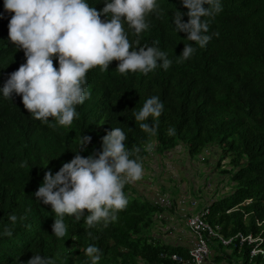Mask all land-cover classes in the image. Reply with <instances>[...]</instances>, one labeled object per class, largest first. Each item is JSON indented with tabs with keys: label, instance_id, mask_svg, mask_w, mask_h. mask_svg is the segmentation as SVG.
I'll use <instances>...</instances> for the list:
<instances>
[{
	"label": "trees",
	"instance_id": "trees-1",
	"mask_svg": "<svg viewBox=\"0 0 264 264\" xmlns=\"http://www.w3.org/2000/svg\"><path fill=\"white\" fill-rule=\"evenodd\" d=\"M86 2L98 11L105 6V0ZM156 2L159 15L146 16L148 29L137 36L126 23L124 27L133 50L156 46L168 54L171 66L165 70L158 62L147 75L121 74L116 68L119 61L113 60L106 71L90 69L86 74L90 97L76 106L78 116L70 126H60L53 118L47 123L34 119L20 95L3 96L10 73L26 57L8 37L14 13L6 11L0 0V264H27L34 254L52 257L57 264H90L84 252L90 244L100 249L98 264H169V255L187 254L144 234L162 207L131 195L134 183L125 185L128 204L107 227L101 222L86 231L84 217L90 213L85 209L79 221L64 216V238L53 234L56 214L34 195L44 173L55 174L77 152L87 157L102 151V137L116 127L126 133L130 158L142 165L153 154L175 152L178 147L186 148L190 158L208 151L219 166L231 153V167L223 173L231 177L234 188L211 202L209 220L227 237L243 232L264 239V0H219L222 11L202 17L209 25L206 34L212 37L204 48L175 30L177 11L183 22L189 19L182 0ZM155 41L159 43L154 45ZM185 44L196 51L181 62ZM53 62L58 68L56 57ZM153 96L159 97L164 109L158 120L146 121L156 123V134L150 135L140 129L133 111ZM170 127L174 136L167 135ZM83 136L91 141L80 147ZM149 143L152 151L146 150ZM10 215H16L15 223ZM5 229L12 235H5ZM252 247L230 246L245 264H264L262 254L251 260ZM260 247L264 249V240Z\"/></svg>",
	"mask_w": 264,
	"mask_h": 264
},
{
	"label": "clouds",
	"instance_id": "clouds-1",
	"mask_svg": "<svg viewBox=\"0 0 264 264\" xmlns=\"http://www.w3.org/2000/svg\"><path fill=\"white\" fill-rule=\"evenodd\" d=\"M182 4L188 9L189 19L183 22L182 13L177 11L173 18L175 30L187 33L188 41L204 48L212 37L206 34L209 25L202 17L215 16L222 6L219 0H182ZM158 7L156 0H105L99 11L86 0H4L5 10L14 13L8 37L23 49L26 62L10 73L3 96L11 99L13 93L20 95L25 109L36 120L47 123L53 118L60 126H70L78 116L76 106L90 97L86 80L90 69L106 71L113 60L119 61L116 68L121 74L139 71L147 75L158 62L165 70L171 66L168 54L156 46L133 50L124 27L126 23L139 36L149 27L146 16L153 12L159 15ZM102 15L108 18L102 20ZM195 51L192 44H185L180 61L189 59ZM53 57L58 59V68ZM163 109L159 97L153 96L139 111H133V116L143 132L155 135L156 123L146 121L149 117L158 120ZM167 135L174 136L175 129L170 127ZM126 139L121 128H112L102 137V151L87 157L77 152L55 174L51 170L44 173L43 183L34 195L43 204L51 205L56 214L52 232L57 238L67 234L66 214L79 221L87 209L90 214L84 217L86 231L101 222L107 227L118 219L117 213L128 204L125 185L143 176L141 162L130 158ZM90 141V136H83L80 147ZM153 147L149 143L146 150L152 151ZM135 151L139 152V147ZM9 219L15 223L17 217L10 215ZM4 234L11 236L12 232L5 229ZM84 252L90 264H98L97 246L90 244ZM27 264L57 262L34 254Z\"/></svg>",
	"mask_w": 264,
	"mask_h": 264
},
{
	"label": "crops",
	"instance_id": "crops-1",
	"mask_svg": "<svg viewBox=\"0 0 264 264\" xmlns=\"http://www.w3.org/2000/svg\"><path fill=\"white\" fill-rule=\"evenodd\" d=\"M180 148L181 147H178V150ZM175 152L173 150H167L163 154L155 153L152 158L146 160V162L142 165L143 176L140 180L131 182L134 183L132 188L134 191L130 192H132L131 195H136L139 198L141 197L143 200H150L151 202H153L155 198L162 195H170L174 201L176 198H180L181 196L198 199L199 204L197 207H192L187 204L183 209L175 204L170 208H162L159 212L155 213L153 217L154 221L149 230L146 231V233L149 232L153 235L151 236L152 240L160 244L165 243L170 246H179L181 247V250L188 252L191 247L193 233L186 226L185 215L188 213H196L207 204L225 196L229 193V191H231V188L226 183L227 176L229 175L225 177L224 173L223 175L221 174L218 176V171L216 169H219V167H216V165L213 166L215 173L207 174L206 169V177L202 180L197 173L192 176V174L188 172L189 170L186 168L187 166L185 165V160L187 158H189L190 161L192 160L188 153L186 154L187 158L184 159L182 156L178 155V151ZM172 153L176 154L177 160L175 157L169 156ZM205 154L208 155V159L210 160L208 164H215L214 162H217L216 157L214 155L212 156L210 152L206 151ZM204 158V156L201 157L202 160L206 161L207 158ZM196 168L198 169L197 166ZM148 175L150 176L149 178ZM168 175L178 177L183 175L182 178L179 177L180 180L177 185L178 193L172 195L163 193L160 191L158 184L154 182L155 176L162 178L163 176ZM185 178L188 179L186 180ZM160 183L165 185L163 179H161ZM190 190H192V192L194 191V193ZM160 215L163 216L160 217ZM214 244H217L218 252H216L215 249H212L213 252L208 259L207 264H245L243 257L240 256V254H235L233 249L230 247H221L218 243ZM142 264H145V262L143 261ZM252 264H255V262Z\"/></svg>",
	"mask_w": 264,
	"mask_h": 264
},
{
	"label": "built area",
	"instance_id": "built-area-1",
	"mask_svg": "<svg viewBox=\"0 0 264 264\" xmlns=\"http://www.w3.org/2000/svg\"><path fill=\"white\" fill-rule=\"evenodd\" d=\"M153 202L162 208H170L177 204L183 209L187 204L192 207H197L199 204L198 199L195 198L181 196L174 201L170 195L159 196ZM210 204L199 209L196 213L185 215L186 226L193 233L191 247L186 255L180 253L169 255L171 259L169 264H206L212 255L211 242L225 247H230L231 245L242 247L245 244H249L253 246L250 252L251 260L259 254L264 256V249L260 247L264 240L261 235L255 236L253 233L244 234L239 232L231 237L225 236L222 233L221 226L212 224L209 220ZM162 216L160 215V217Z\"/></svg>",
	"mask_w": 264,
	"mask_h": 264
},
{
	"label": "rangeland",
	"instance_id": "rangeland-1",
	"mask_svg": "<svg viewBox=\"0 0 264 264\" xmlns=\"http://www.w3.org/2000/svg\"><path fill=\"white\" fill-rule=\"evenodd\" d=\"M178 151V155H180V156H182V158H187V151H186V148H185V150L183 149V148H180L179 150H177ZM176 153V152H175ZM154 156V154L152 155V157ZM169 156H173V157H175V159L177 160V157H176V154H171V155H169ZM202 156H204L205 158H207L208 159V155L207 154H205V152H203L201 155H199V156H193V157H191L192 158V160L190 161V159L189 158H187L185 161V165L187 166L186 168L189 170V173H191L192 175H196V173L198 174V176L203 180L204 179V177H206V174H205V172H206V169H207V174L208 173H215L214 172V169H213V166L214 165H216V167H219V169H216L215 171L218 173V176H220L221 174L223 175L224 173V171H222V170H225L226 168H230L231 167V164H230V159H231V156H232V154L230 153L225 159H223V161L221 162V164H220V166L219 165H217V162L215 161L214 163L215 164H208V162L207 161H204V160H202L201 159V157ZM183 159V160H184ZM196 164H198V165H196ZM219 164V163H218ZM198 167V169L196 168V166ZM212 165V166H211ZM206 166H207V168H206ZM197 170H198V172H197ZM186 173V172H185ZM182 176L183 175H181V176H179L180 178H182ZM150 176L148 175V178H149ZM178 176H174V175H168V176H163L162 178H160V177H158V176H155L154 178V182L156 183V184H158V186H159V188H160V191H162L163 193H167V194H175V193H178V190H177V185H178V183H179V180H180V178H179ZM184 178V177H183ZM161 179H163L164 180V184L165 185H162L160 182H161ZM186 180L188 179V178H185ZM231 181V177H229V176H227V181H226V183H227V185H229V187L231 188V190L234 188V186H233V183L232 182H230ZM132 191H134L133 189H131ZM191 192H192V190H190ZM192 193H194V191L192 192ZM202 193H203V189H202ZM140 199H142L141 197H140ZM150 202V201H149ZM211 245L213 246L212 247V249L214 250H216V252H218L217 251V244H213L212 242H211ZM213 252V251H212ZM207 264V263H206Z\"/></svg>",
	"mask_w": 264,
	"mask_h": 264
}]
</instances>
